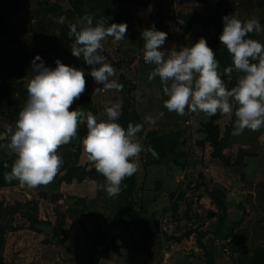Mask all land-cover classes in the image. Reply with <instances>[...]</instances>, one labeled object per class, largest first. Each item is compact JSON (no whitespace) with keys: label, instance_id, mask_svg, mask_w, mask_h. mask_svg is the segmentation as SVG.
<instances>
[{"label":"rangeland","instance_id":"rangeland-1","mask_svg":"<svg viewBox=\"0 0 264 264\" xmlns=\"http://www.w3.org/2000/svg\"><path fill=\"white\" fill-rule=\"evenodd\" d=\"M86 13L127 23L125 39L108 38L102 52L120 92L95 91L90 67L71 54L68 26ZM229 14L264 25V0H0V132L24 106L39 54L46 66L60 59L85 72V91L70 110L106 119L105 107L119 103L118 123L142 124V140L157 148L141 152L133 186L125 178L111 197L79 135L57 149L63 164L54 180L35 189L4 180L16 157L0 148L3 264H205L206 252L212 264H264V128L234 136V115L219 113L218 139L207 135L213 116L169 112L159 78L148 80L154 65L143 60L141 34L153 25L168 33L166 51L204 37L231 88L237 73L231 80L224 73L232 61L219 41ZM248 38L264 44V31ZM34 218L51 231L38 230Z\"/></svg>","mask_w":264,"mask_h":264},{"label":"clouds","instance_id":"clouds-1","mask_svg":"<svg viewBox=\"0 0 264 264\" xmlns=\"http://www.w3.org/2000/svg\"><path fill=\"white\" fill-rule=\"evenodd\" d=\"M63 23V18H60ZM223 28L219 41L231 56V65L224 69L228 79L237 73L235 85L229 88L219 72V61L204 37L178 51L163 49L168 33L155 25L142 32L143 60L154 65L148 80L159 78L167 97L164 107L169 112L184 115L217 113L234 115L232 135L239 136L245 129L264 128V44L248 38L252 32L264 31L256 17L242 21L229 14L222 17ZM71 54L90 67L89 75L98 85L95 91L120 92L116 69L102 54L105 41L124 40L127 23L108 24L105 17L94 20L86 13L69 24ZM31 78L26 83L27 99L15 117V123L5 125L0 137V148L15 154L11 170L4 174L8 183L35 189L51 183L61 169L63 160L57 149L77 136L80 124H85L86 135L81 139L83 151L106 184L102 189L108 196L118 195L122 182L138 171L136 159L141 152L155 154L145 147L140 134L142 124L129 123L125 128L118 120L121 105L106 106V119H99L91 111L70 110L74 101L85 91V72L66 65L60 59L55 67L46 66L37 54L31 61ZM146 136V133H144Z\"/></svg>","mask_w":264,"mask_h":264},{"label":"trees","instance_id":"trees-1","mask_svg":"<svg viewBox=\"0 0 264 264\" xmlns=\"http://www.w3.org/2000/svg\"><path fill=\"white\" fill-rule=\"evenodd\" d=\"M144 2V1H143ZM0 26L1 27H3V25H2V23H0ZM94 109V108H93ZM93 114L95 115V116H97V114H96V112H93ZM98 117V116H97ZM219 117V113L218 114H216V115H214L213 116V118L209 121V123H208V127H210L211 128V126L214 128V132L212 131V129L211 130H208L207 129V135H212L211 137H213V138H216V139H218V128L214 125V120H216L217 118ZM87 128L86 127H82V126H80L78 129H77V135H79L80 137H84L85 135H86V133H87ZM213 132V133H212ZM142 142H143V144L145 145V147L147 148V147H151L152 149H157L156 148V145H155V143H154V141H152V140H150V139H144V140H142ZM142 153H144V154H149V152L148 151H143ZM158 155H159V153H158ZM160 156V155H159ZM92 176V175H91ZM84 177V176H83ZM126 180L127 181H129V183L133 186V176H131V177H127L126 178ZM31 223L32 224H37L38 222H37V220H35V218L34 219H32V221H31ZM39 224V223H38ZM2 237H1V234H0V239H1ZM206 256H207V258H205V264H212V256H211V254H209L208 252H206ZM3 260L0 258V264H3V262H2Z\"/></svg>","mask_w":264,"mask_h":264},{"label":"water","instance_id":"water-1","mask_svg":"<svg viewBox=\"0 0 264 264\" xmlns=\"http://www.w3.org/2000/svg\"><path fill=\"white\" fill-rule=\"evenodd\" d=\"M206 1L208 2V4L210 6L215 5V3L217 2V0H206ZM37 229L41 230L43 232L49 233L51 231L52 227L50 225H48V224H39L37 226Z\"/></svg>","mask_w":264,"mask_h":264}]
</instances>
